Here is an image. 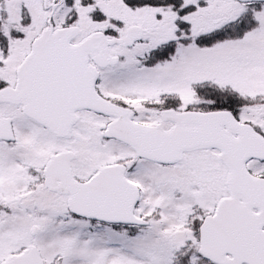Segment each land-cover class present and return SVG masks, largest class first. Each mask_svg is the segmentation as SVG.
Returning <instances> with one entry per match:
<instances>
[{
    "label": "snow or ice",
    "instance_id": "snow-or-ice-1",
    "mask_svg": "<svg viewBox=\"0 0 264 264\" xmlns=\"http://www.w3.org/2000/svg\"><path fill=\"white\" fill-rule=\"evenodd\" d=\"M0 264H264V0H0Z\"/></svg>",
    "mask_w": 264,
    "mask_h": 264
}]
</instances>
